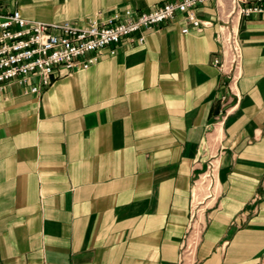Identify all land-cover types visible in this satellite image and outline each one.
I'll list each match as a JSON object with an SVG mask.
<instances>
[{"label": "crops", "instance_id": "1", "mask_svg": "<svg viewBox=\"0 0 264 264\" xmlns=\"http://www.w3.org/2000/svg\"><path fill=\"white\" fill-rule=\"evenodd\" d=\"M167 1L0 0V10L84 25ZM233 1L198 5L200 29L178 13L41 93L0 86V264H264V18L239 16ZM227 26L243 75L222 101L228 78L214 59Z\"/></svg>", "mask_w": 264, "mask_h": 264}, {"label": "built area", "instance_id": "2", "mask_svg": "<svg viewBox=\"0 0 264 264\" xmlns=\"http://www.w3.org/2000/svg\"><path fill=\"white\" fill-rule=\"evenodd\" d=\"M211 1L214 0L167 1L146 11L116 7L110 13L101 11L89 16L84 25L69 21L46 23L25 17L20 9L0 10V86L17 80L27 90L41 93L58 77L97 63L106 49L115 54L126 42L142 44L145 30L172 20L178 13L184 15L187 24L200 29L207 22L196 15L195 9ZM233 2L239 16L264 18V0ZM183 31L188 32L189 27ZM136 32L140 33L138 37ZM220 39L223 58L215 57L214 62L228 78L219 98L227 101L243 75L244 51L235 28L225 27ZM211 168L214 170V166Z\"/></svg>", "mask_w": 264, "mask_h": 264}, {"label": "rangeland", "instance_id": "3", "mask_svg": "<svg viewBox=\"0 0 264 264\" xmlns=\"http://www.w3.org/2000/svg\"><path fill=\"white\" fill-rule=\"evenodd\" d=\"M216 175H217V172H216L215 168H214V170H212V168H211L205 174H203L202 176L199 177V182L201 180H204V183H203L204 190L206 189V187H207V189L208 188H210V190L212 189Z\"/></svg>", "mask_w": 264, "mask_h": 264}]
</instances>
